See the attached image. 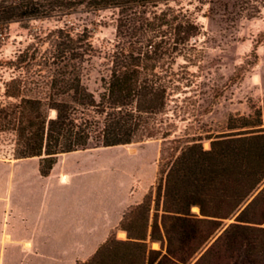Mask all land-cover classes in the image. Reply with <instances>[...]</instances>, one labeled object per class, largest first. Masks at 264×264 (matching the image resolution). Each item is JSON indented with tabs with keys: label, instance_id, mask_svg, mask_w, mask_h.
<instances>
[{
	"label": "trees",
	"instance_id": "trees-1",
	"mask_svg": "<svg viewBox=\"0 0 264 264\" xmlns=\"http://www.w3.org/2000/svg\"><path fill=\"white\" fill-rule=\"evenodd\" d=\"M263 6L264 0H0V54L10 25L54 23L10 58L0 56V137H9L12 159L38 158L47 176L60 154L162 144L155 186L119 222L126 240L108 237L77 264H264L262 121L249 115L237 125L231 119L225 131H207L196 119L207 109L193 114L199 85L189 71L202 29L198 13L211 19L215 9L234 10L235 18L244 12L250 19ZM102 12L114 29L109 49L92 43L96 25L88 16ZM177 57L185 64L175 68ZM95 59L102 61L98 69ZM92 70L97 91L84 83Z\"/></svg>",
	"mask_w": 264,
	"mask_h": 264
},
{
	"label": "crops",
	"instance_id": "crops-1",
	"mask_svg": "<svg viewBox=\"0 0 264 264\" xmlns=\"http://www.w3.org/2000/svg\"><path fill=\"white\" fill-rule=\"evenodd\" d=\"M117 147L60 154L47 176L38 158L0 160V264L92 257L151 185L147 153Z\"/></svg>",
	"mask_w": 264,
	"mask_h": 264
},
{
	"label": "rangeland",
	"instance_id": "rangeland-1",
	"mask_svg": "<svg viewBox=\"0 0 264 264\" xmlns=\"http://www.w3.org/2000/svg\"><path fill=\"white\" fill-rule=\"evenodd\" d=\"M215 12L211 19L203 17V12L196 15V21L202 29L196 38L197 50L193 53L195 66L189 68L199 85L194 98L196 112L193 114L203 113L204 109H207L205 114L196 119L200 121L202 127L212 133L225 131L231 119H233L232 123L237 125L242 122L240 120L242 117L249 115L254 119L259 115L264 128V6L250 19L244 12L238 18H235L234 10H229V15L217 9ZM81 16L83 17V15H74L70 19L76 20ZM109 16V12L88 16V19L96 25L92 30V43L96 48L109 49L113 43L114 29L107 18ZM231 20L235 22L231 24ZM53 27L54 23L50 21H33L25 27L18 24L10 25L8 38L1 49V58H10L15 50L29 42L32 35L45 33ZM101 62L98 59L94 60L95 69H98ZM184 64V59L177 57L174 67ZM84 83L90 91L98 90V76L95 70L85 76ZM202 93L206 95L203 96ZM187 118L189 122H193L194 127H199L194 122L195 118L192 116ZM185 126V122L177 123L179 130L184 129ZM227 132H237V130H227ZM7 138L9 137H0V160L12 159L13 146ZM161 147L160 141L148 140L115 148L125 155L141 150L147 153L151 163V185L145 195L155 186ZM203 147L208 149L209 142L204 141ZM154 199L153 195L149 224L155 213ZM192 212L198 214V210L192 209ZM232 222L233 219L225 223L228 225ZM109 237L117 241H125L126 233L117 229L112 231ZM152 243L156 245L152 246ZM152 243L149 244L152 249H160L158 242Z\"/></svg>",
	"mask_w": 264,
	"mask_h": 264
},
{
	"label": "bare ground",
	"instance_id": "bare-ground-1",
	"mask_svg": "<svg viewBox=\"0 0 264 264\" xmlns=\"http://www.w3.org/2000/svg\"><path fill=\"white\" fill-rule=\"evenodd\" d=\"M193 210L197 211V209H196V208H194Z\"/></svg>",
	"mask_w": 264,
	"mask_h": 264
}]
</instances>
